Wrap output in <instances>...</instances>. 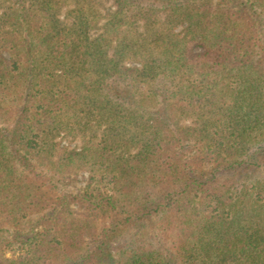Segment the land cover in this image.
I'll return each mask as SVG.
<instances>
[{
  "label": "trees",
  "instance_id": "trees-1",
  "mask_svg": "<svg viewBox=\"0 0 264 264\" xmlns=\"http://www.w3.org/2000/svg\"><path fill=\"white\" fill-rule=\"evenodd\" d=\"M112 8L0 0V264H264V0Z\"/></svg>",
  "mask_w": 264,
  "mask_h": 264
},
{
  "label": "rangeland",
  "instance_id": "rangeland-1",
  "mask_svg": "<svg viewBox=\"0 0 264 264\" xmlns=\"http://www.w3.org/2000/svg\"><path fill=\"white\" fill-rule=\"evenodd\" d=\"M94 5L101 16H105L106 13L113 11L112 0H94ZM69 8H72L71 4L62 9L61 16L64 15L66 10ZM3 57L7 58V55L4 54ZM55 142L58 143L60 148L64 147L69 150L77 149V151L80 148V144L77 139H73L71 136H67L63 133L56 137ZM88 178L89 174L82 170L62 183L55 184L57 189L55 191L57 194H75L85 187Z\"/></svg>",
  "mask_w": 264,
  "mask_h": 264
}]
</instances>
